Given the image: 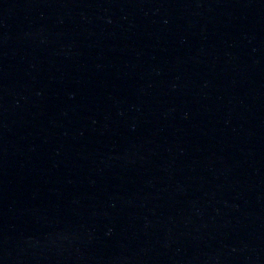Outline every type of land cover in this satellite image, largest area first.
Returning <instances> with one entry per match:
<instances>
[{
	"label": "water",
	"instance_id": "obj_1",
	"mask_svg": "<svg viewBox=\"0 0 264 264\" xmlns=\"http://www.w3.org/2000/svg\"><path fill=\"white\" fill-rule=\"evenodd\" d=\"M0 264H264V0H0Z\"/></svg>",
	"mask_w": 264,
	"mask_h": 264
}]
</instances>
